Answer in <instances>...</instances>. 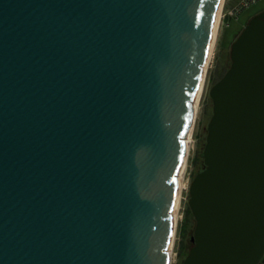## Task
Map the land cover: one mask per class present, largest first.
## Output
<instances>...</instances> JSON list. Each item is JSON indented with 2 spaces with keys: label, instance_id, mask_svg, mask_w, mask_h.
Wrapping results in <instances>:
<instances>
[{
  "label": "water",
  "instance_id": "1",
  "mask_svg": "<svg viewBox=\"0 0 264 264\" xmlns=\"http://www.w3.org/2000/svg\"><path fill=\"white\" fill-rule=\"evenodd\" d=\"M221 0H0V264H170ZM211 90L183 264L264 259V12Z\"/></svg>",
  "mask_w": 264,
  "mask_h": 264
},
{
  "label": "rangeland",
  "instance_id": "2",
  "mask_svg": "<svg viewBox=\"0 0 264 264\" xmlns=\"http://www.w3.org/2000/svg\"><path fill=\"white\" fill-rule=\"evenodd\" d=\"M264 12V0L250 4L249 0H225L221 24L215 43L214 56L206 77L199 106V115L193 131V143L185 176V190L182 192L178 215L176 239L172 248L173 264H183L194 246L192 239L196 221L189 208L190 186L195 176L205 169L204 149L207 143L208 125L213 116L212 88L223 79L231 67V47L247 24Z\"/></svg>",
  "mask_w": 264,
  "mask_h": 264
},
{
  "label": "bare ground",
  "instance_id": "3",
  "mask_svg": "<svg viewBox=\"0 0 264 264\" xmlns=\"http://www.w3.org/2000/svg\"><path fill=\"white\" fill-rule=\"evenodd\" d=\"M224 3H225V0H221L220 6H219V10H218L217 19H216V24H215V28H214V32H213V37H212V41H211V50H210L209 59H208L207 65H206V67L204 69L201 86L199 88L196 100L194 102L192 125H191V128H190L189 135H188V137L186 139V158L184 160V164H183L182 170L180 172V176H179L177 203H176L174 216H173V226H174V228H173V239H172V243H171L170 249H169V252H170V264H173V255H172V251L173 250H172V248L174 246L175 239H176L178 220H179L178 215H179V208H180V206H179L180 205V200L182 198V192L186 189L185 188L186 186L184 184H185V176H186L187 166H188V159H189V156H190V150H191V146H192V143H193L192 135H193L194 127L196 125V120H197L198 115H199V106H200L199 104H200V100H201V97H202V93H203L206 77H207V74H208V71H209V68H210L211 60H212V58L214 56V52H215V43H216V40H217V35H218L220 24H221V13H222V9H223Z\"/></svg>",
  "mask_w": 264,
  "mask_h": 264
},
{
  "label": "built area",
  "instance_id": "4",
  "mask_svg": "<svg viewBox=\"0 0 264 264\" xmlns=\"http://www.w3.org/2000/svg\"><path fill=\"white\" fill-rule=\"evenodd\" d=\"M249 1H250V4H256L260 0H249Z\"/></svg>",
  "mask_w": 264,
  "mask_h": 264
},
{
  "label": "trees",
  "instance_id": "5",
  "mask_svg": "<svg viewBox=\"0 0 264 264\" xmlns=\"http://www.w3.org/2000/svg\"><path fill=\"white\" fill-rule=\"evenodd\" d=\"M261 264H264V259H263V261L261 262Z\"/></svg>",
  "mask_w": 264,
  "mask_h": 264
}]
</instances>
